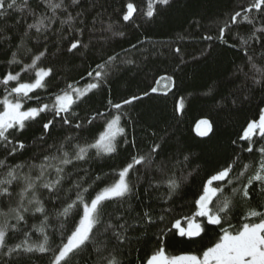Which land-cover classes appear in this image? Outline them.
<instances>
[{
	"label": "snow or ice",
	"instance_id": "snow-or-ice-1",
	"mask_svg": "<svg viewBox=\"0 0 264 264\" xmlns=\"http://www.w3.org/2000/svg\"><path fill=\"white\" fill-rule=\"evenodd\" d=\"M171 2L156 0L164 7ZM105 3L106 0H0L3 39L12 41V36L7 35L10 27L19 30L20 43L8 63L21 65L19 72L8 71L0 77L4 90L0 96V264H25L37 253L48 254L50 264H73L82 257H85L83 264H126L125 246L133 242V234L141 230L146 234L148 229L162 224L172 211L170 206H162L157 213L150 204L137 209L133 202L141 200V187L146 185L145 195L166 188L167 195L160 199L163 205H168L188 179L176 178L172 161L179 155H183L184 161L189 157L178 143L172 142L174 134L170 125H149L151 141L145 149H141L134 136L126 134L121 124L122 109L142 97L132 96L121 102L109 98L105 111L97 109L83 118L76 110L90 93L94 94L109 82L112 73L122 71L120 64L135 63L119 53L107 52L104 47H94L93 41L99 39L97 31L124 36L123 31L116 29ZM134 12V5L128 3L127 11L120 14L122 21H131ZM146 15L148 18L154 15L152 0ZM106 16L107 26L98 29L97 24L103 26ZM241 21L251 26L247 36L239 39L226 36L233 26L239 28ZM200 38L207 42L202 56L210 55L218 46L242 55L238 69L243 79L236 87L245 90V99L256 91L264 93V0H252L242 11H235L218 25L215 35L201 33ZM50 43H55L62 55L94 51L97 58L95 66L90 65L91 70L86 73L91 80L85 87L69 83L49 103L30 93L47 88L45 79L52 77L55 70L40 67L35 71L34 82H23L21 74L37 69V62L51 54ZM131 47L135 49L137 45ZM180 51L175 48L176 53ZM18 53H21L19 58ZM232 75L237 78L236 73ZM32 99L37 101V106L25 109V103ZM49 112L52 118L42 123L38 137L44 146L42 154L15 162L17 154L26 148L16 133H22L41 113ZM97 118L103 119L104 130L91 140L83 138L82 134ZM57 123L70 134L54 137ZM200 125L204 126L203 130ZM197 131L201 136H208L213 132V124L207 119L201 120ZM50 138L52 143L48 144ZM241 139L248 142L243 151L252 153L255 148L259 153L258 167L243 164L237 156L233 163L216 171L202 185V194L194 202L195 211L186 218L187 227H181L179 220L173 225L179 237L191 243L198 242L197 238H202L209 227L219 229L217 239L199 254L170 256L166 254L164 238L171 229L160 228L158 250L146 264H264V143H261L264 109L258 120L247 124ZM121 146L132 150L130 160L114 175L91 169V161L111 158ZM36 159L39 163L33 162ZM236 163H242L238 171H234ZM109 175H112L111 181ZM237 198L244 202L245 210L233 225ZM254 198L258 201L255 204ZM53 219L58 227L52 225ZM37 220L39 224L34 222ZM35 232L40 233L41 243L32 242Z\"/></svg>",
	"mask_w": 264,
	"mask_h": 264
},
{
	"label": "trees",
	"instance_id": "trees-1",
	"mask_svg": "<svg viewBox=\"0 0 264 264\" xmlns=\"http://www.w3.org/2000/svg\"><path fill=\"white\" fill-rule=\"evenodd\" d=\"M152 2L154 15L148 18L146 14L149 10V0H106L107 13L115 23L116 29L124 32V36L97 31L96 37L99 39L93 41L94 47H104L107 52L119 53L121 57L131 59L135 63L120 64L122 71L112 73L109 82L94 94L90 93L86 102L76 109L83 118L97 109L105 111L109 98L113 102H121L132 96H140L142 99L135 100L122 109L124 115L121 124L125 127L126 134L134 136L141 149H145L151 141L152 129L148 126L168 124L174 134L172 142L178 143L185 150L184 155L189 157L184 161L183 155H179L172 161L176 178L188 179L168 205H163L160 199L167 195L166 188L162 187L158 192L153 190L151 194L145 195L146 185L141 187V200L133 202L137 209L150 204L157 213L161 211L162 206H170L172 211L165 216L162 224L148 229L146 234L143 230L133 234V242L125 246L126 264H146L147 259L158 250L160 241L157 240V234L160 228L171 229L164 238L166 254L170 256L199 254L217 239L219 229L209 227L202 238H197L198 242L191 243L179 237L178 230L173 225L179 220L180 226L185 227L186 218L195 211V200L202 194V185L216 171L233 163L237 156L243 164L251 163L253 168L258 167L259 153L255 148L252 153L243 151L248 142L241 137L247 124L258 120L260 111L264 109V93L256 91L245 99V90L236 87L243 79L238 69L242 55H237L235 50L226 46L213 48L208 56L201 55L207 44L201 40V33L215 35L218 25L228 20L235 11H242L252 0H172L167 7L156 3V0ZM128 3L134 5L135 12L131 21L123 22L120 14L127 11ZM104 19L103 26L97 24L98 29L107 26L108 17ZM250 27L241 21L240 27L233 26L232 32L226 33V36L239 39L240 36H247V29ZM18 31L15 27L7 30V35L12 36L11 42L3 39V34H0V77L8 71L21 70V65L8 63L12 59V51L20 43ZM104 37L110 38L105 40ZM231 42L233 41L230 40ZM31 43L29 42L30 47ZM132 44H136L137 48L133 49ZM49 48L51 54L37 62V69L22 72L21 79L23 82H34L35 71L40 67L53 68L54 75L45 79L47 88L30 93L31 96L39 95L41 101L50 103L55 94L65 89L69 83L85 87L91 80L86 73L95 66L94 60L97 56L94 51L77 53L75 56L62 55L55 43H50ZM175 48H180V53H176ZM125 50H128V53ZM20 55L21 53H18V58ZM233 73H236L237 78L234 79ZM160 81L169 84L167 92H152L151 89ZM3 91V86H0V96ZM145 91L148 92L147 96L144 95ZM234 100L236 103H233ZM29 106H37V101L28 100L25 109ZM51 118L50 112L41 113V116L30 122L22 133H16L18 139L26 144V148L17 154L15 162L28 161L38 153L42 154L44 146L39 143L38 137L42 133V123ZM205 119L213 124V132L208 136H201L198 134L197 125ZM103 130L104 121L97 118L82 136L91 140ZM68 134L70 133L67 129L61 128L57 123L54 137H64ZM119 139L121 138L118 137ZM47 143L51 144L52 139H48ZM129 151L132 150H125L124 146H121L118 153L111 158H96L91 161V169L97 173L114 175L129 162ZM33 162L39 163V159ZM242 163H236L234 171H238ZM111 179L112 175H109L108 180ZM257 202L256 198L252 201L254 204ZM236 208V216L231 221L233 225L237 224L239 214L245 210L244 202L239 198ZM34 222L39 224V220ZM51 223L58 227L54 219ZM32 242H42L39 232L33 233ZM84 259L85 257H82L73 264H83ZM25 264H50V258L48 254L37 253Z\"/></svg>",
	"mask_w": 264,
	"mask_h": 264
},
{
	"label": "rangeland",
	"instance_id": "rangeland-1",
	"mask_svg": "<svg viewBox=\"0 0 264 264\" xmlns=\"http://www.w3.org/2000/svg\"><path fill=\"white\" fill-rule=\"evenodd\" d=\"M167 88H169V84L166 82V81H160L155 89H156V92L154 93H165L167 92ZM180 109V105L178 107ZM186 225H184L185 227H187V222L185 223Z\"/></svg>",
	"mask_w": 264,
	"mask_h": 264
},
{
	"label": "water",
	"instance_id": "water-1",
	"mask_svg": "<svg viewBox=\"0 0 264 264\" xmlns=\"http://www.w3.org/2000/svg\"><path fill=\"white\" fill-rule=\"evenodd\" d=\"M203 127H204V126L202 125V126H201L202 130H203Z\"/></svg>",
	"mask_w": 264,
	"mask_h": 264
}]
</instances>
